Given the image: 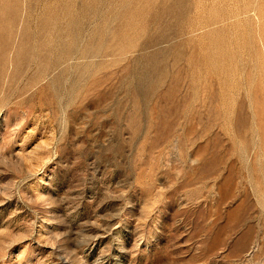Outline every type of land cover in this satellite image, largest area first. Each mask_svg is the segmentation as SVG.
I'll list each match as a JSON object with an SVG mask.
<instances>
[{
    "label": "rangeland",
    "instance_id": "obj_1",
    "mask_svg": "<svg viewBox=\"0 0 264 264\" xmlns=\"http://www.w3.org/2000/svg\"><path fill=\"white\" fill-rule=\"evenodd\" d=\"M0 264H264V0H0Z\"/></svg>",
    "mask_w": 264,
    "mask_h": 264
}]
</instances>
